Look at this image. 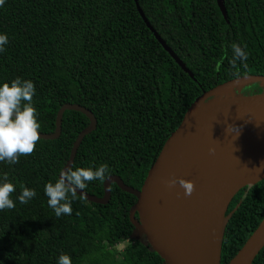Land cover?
I'll return each mask as SVG.
<instances>
[{
    "label": "trees",
    "instance_id": "obj_1",
    "mask_svg": "<svg viewBox=\"0 0 264 264\" xmlns=\"http://www.w3.org/2000/svg\"><path fill=\"white\" fill-rule=\"evenodd\" d=\"M151 25L194 73L176 62L142 17L136 0H5L0 34V84L33 81L39 132L52 133L63 106L81 105L96 117L72 168L106 163L110 175L141 189L162 146L190 106L205 92L245 76H264V0H139ZM233 43L248 53L246 67L231 64ZM247 46L246 48L244 46ZM219 64V67H217ZM240 91V89H237ZM89 119L63 117L58 139H39L19 163L0 162L16 191V207L0 211V264H165L146 240L131 238L129 213L137 198L111 185L108 204L77 194L72 214L57 218L44 186L55 182ZM105 179V180H106ZM104 181L85 191L102 197ZM21 185L36 196L21 204ZM221 264H228L264 219V178L241 188L228 213ZM126 242L115 256L112 248ZM253 264H264V248Z\"/></svg>",
    "mask_w": 264,
    "mask_h": 264
},
{
    "label": "water",
    "instance_id": "obj_2",
    "mask_svg": "<svg viewBox=\"0 0 264 264\" xmlns=\"http://www.w3.org/2000/svg\"><path fill=\"white\" fill-rule=\"evenodd\" d=\"M136 1L148 27L167 52L195 80L194 73L155 30L139 0ZM217 1L228 19L225 0ZM253 84H264V76L237 78L199 97L162 146L141 189L126 184L118 175H110L104 182L102 197L81 189H77V194L89 202L108 204L112 196L111 185L116 183L123 191L137 198L129 213L134 225L131 238L145 239L165 264H221L226 226L241 202L228 213L229 204L241 188L255 184L264 176L239 186L228 201L222 203L212 191L204 171L207 167L211 173H225L228 160L232 158L229 169L235 167V162H238L239 167L240 161H243L245 168L264 162V92L237 90ZM68 111L85 115L89 125L78 134L62 170L73 167L83 140L98 124L94 114L86 107L67 104L56 118L55 131L39 132L40 139H58L62 134L63 117ZM210 148L214 152H210ZM219 161H223L225 166H219ZM181 177L195 184V191L190 196L184 194L179 183L172 188L166 186V181ZM263 248L264 219L228 264H253Z\"/></svg>",
    "mask_w": 264,
    "mask_h": 264
},
{
    "label": "clouds",
    "instance_id": "obj_3",
    "mask_svg": "<svg viewBox=\"0 0 264 264\" xmlns=\"http://www.w3.org/2000/svg\"><path fill=\"white\" fill-rule=\"evenodd\" d=\"M5 0H0L3 6ZM8 43L6 34H0V52L5 51ZM247 47L246 45L244 46ZM231 64L236 66L240 61L246 67L248 53L239 44L233 43ZM219 67V64H217ZM36 88L31 80H22L17 77L10 83L0 84V162L10 165L19 163L21 156L34 153L39 142L38 111L33 105ZM214 152V149H209ZM109 173V166L104 163L98 167H68L62 170L55 182H48L44 186L48 206L53 209L57 218L62 215L72 214V200L77 196V189H86L89 182L94 180L104 181ZM168 188L177 183L184 189V194L190 196L195 191L193 181L184 178H172L165 182ZM18 200L27 204L36 196L34 189L21 185ZM16 191L15 185L9 181L8 174L0 178V211L11 210L16 207L11 194ZM58 264H72L71 257L61 253Z\"/></svg>",
    "mask_w": 264,
    "mask_h": 264
},
{
    "label": "bare ground",
    "instance_id": "obj_4",
    "mask_svg": "<svg viewBox=\"0 0 264 264\" xmlns=\"http://www.w3.org/2000/svg\"><path fill=\"white\" fill-rule=\"evenodd\" d=\"M231 160H228L229 164L227 166V172L225 173L218 171L211 173L207 167L204 171V176L207 181L211 183L212 191L215 193L218 201L222 203H226L231 193L239 186L246 183H252L258 178L264 176V162L245 168V165L242 164L243 161H240L241 165L239 167L238 162H235V167L229 169V165L233 163ZM205 163H207V159ZM219 166H225L224 162L222 161V163H220L219 161Z\"/></svg>",
    "mask_w": 264,
    "mask_h": 264
},
{
    "label": "rangeland",
    "instance_id": "obj_5",
    "mask_svg": "<svg viewBox=\"0 0 264 264\" xmlns=\"http://www.w3.org/2000/svg\"><path fill=\"white\" fill-rule=\"evenodd\" d=\"M240 91L243 92H264V84H253L246 87H241ZM145 241V240H144ZM126 242H123L116 247L112 248L111 250L115 254V256L119 255L121 252H123L125 248Z\"/></svg>",
    "mask_w": 264,
    "mask_h": 264
}]
</instances>
